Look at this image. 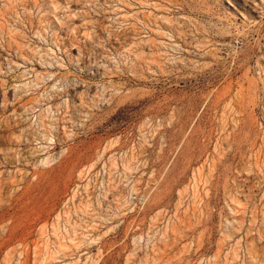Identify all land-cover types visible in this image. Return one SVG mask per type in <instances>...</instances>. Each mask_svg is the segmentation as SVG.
Returning a JSON list of instances; mask_svg holds the SVG:
<instances>
[{
  "label": "rangeland",
  "instance_id": "obj_1",
  "mask_svg": "<svg viewBox=\"0 0 264 264\" xmlns=\"http://www.w3.org/2000/svg\"><path fill=\"white\" fill-rule=\"evenodd\" d=\"M0 264H264V0H0Z\"/></svg>",
  "mask_w": 264,
  "mask_h": 264
}]
</instances>
